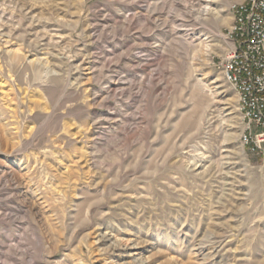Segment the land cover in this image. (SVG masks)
I'll use <instances>...</instances> for the list:
<instances>
[{
  "label": "rangeland",
  "instance_id": "1",
  "mask_svg": "<svg viewBox=\"0 0 264 264\" xmlns=\"http://www.w3.org/2000/svg\"><path fill=\"white\" fill-rule=\"evenodd\" d=\"M244 1L0 0V264H264Z\"/></svg>",
  "mask_w": 264,
  "mask_h": 264
},
{
  "label": "built area",
  "instance_id": "2",
  "mask_svg": "<svg viewBox=\"0 0 264 264\" xmlns=\"http://www.w3.org/2000/svg\"><path fill=\"white\" fill-rule=\"evenodd\" d=\"M228 33L233 48L221 63L225 81L238 95L245 144L264 141V0H245L231 7ZM259 132V133H258Z\"/></svg>",
  "mask_w": 264,
  "mask_h": 264
},
{
  "label": "bare ground",
  "instance_id": "3",
  "mask_svg": "<svg viewBox=\"0 0 264 264\" xmlns=\"http://www.w3.org/2000/svg\"><path fill=\"white\" fill-rule=\"evenodd\" d=\"M199 15L201 17H206L209 12H210V7L208 5H206L205 7L201 8V10L199 11ZM3 17V16H2ZM1 20V19H0ZM208 45V44H207ZM209 46V45H208ZM208 50V49H207ZM189 163V162H188Z\"/></svg>",
  "mask_w": 264,
  "mask_h": 264
}]
</instances>
